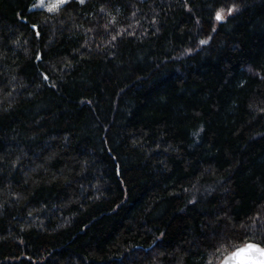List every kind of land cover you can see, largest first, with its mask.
<instances>
[{
  "label": "trees",
  "instance_id": "obj_1",
  "mask_svg": "<svg viewBox=\"0 0 264 264\" xmlns=\"http://www.w3.org/2000/svg\"><path fill=\"white\" fill-rule=\"evenodd\" d=\"M38 1L0 0V264L264 248V0Z\"/></svg>",
  "mask_w": 264,
  "mask_h": 264
},
{
  "label": "snow or ice",
  "instance_id": "obj_2",
  "mask_svg": "<svg viewBox=\"0 0 264 264\" xmlns=\"http://www.w3.org/2000/svg\"><path fill=\"white\" fill-rule=\"evenodd\" d=\"M41 2L43 3V0H41ZM69 0H59L58 4H53L48 8V11H54L57 8H59L61 5L68 3ZM71 2H75V0H71ZM86 2V0H79V3L84 4ZM235 10V8H230L228 9L229 15H231V13ZM216 20L218 22H222L223 21V15L222 12H217L216 13ZM202 45L204 43H206V41H201L200 42ZM45 79H47V77H45ZM248 252L253 253V255H250L248 257H246V264H264V248H261L259 246L256 245H249L248 248L245 250ZM237 255H240L239 253Z\"/></svg>",
  "mask_w": 264,
  "mask_h": 264
},
{
  "label": "water",
  "instance_id": "obj_3",
  "mask_svg": "<svg viewBox=\"0 0 264 264\" xmlns=\"http://www.w3.org/2000/svg\"><path fill=\"white\" fill-rule=\"evenodd\" d=\"M249 245H256L261 247L260 245L255 243H247L241 247L236 248L235 250L224 256V258L220 261L219 264H246V257L253 255V253L245 251ZM238 253L240 255H237Z\"/></svg>",
  "mask_w": 264,
  "mask_h": 264
},
{
  "label": "rangeland",
  "instance_id": "obj_4",
  "mask_svg": "<svg viewBox=\"0 0 264 264\" xmlns=\"http://www.w3.org/2000/svg\"><path fill=\"white\" fill-rule=\"evenodd\" d=\"M58 3H59V0H43V3L41 2V0H39L36 7L39 8V9L48 10V8L51 5L58 4Z\"/></svg>",
  "mask_w": 264,
  "mask_h": 264
}]
</instances>
